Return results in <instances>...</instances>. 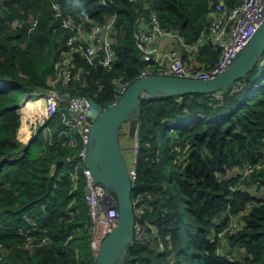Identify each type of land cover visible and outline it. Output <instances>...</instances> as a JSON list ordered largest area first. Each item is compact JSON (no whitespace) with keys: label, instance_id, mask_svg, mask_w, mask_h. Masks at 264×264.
<instances>
[{"label":"trees","instance_id":"16d2710c","mask_svg":"<svg viewBox=\"0 0 264 264\" xmlns=\"http://www.w3.org/2000/svg\"><path fill=\"white\" fill-rule=\"evenodd\" d=\"M103 1L0 0V264H96L97 258L84 178L75 187L73 168L65 166L80 145L70 143L61 112L48 122L50 133L41 128L25 140L18 107L24 97L45 93L56 80L59 91L108 106L124 82L142 70L159 71L142 60L136 34L143 22L157 13L164 27L193 43L208 31L213 10L211 0ZM69 15L87 28L116 16L112 69L81 48L71 53L80 77L63 81L72 31L62 22ZM220 54L208 40L184 59L203 69ZM123 131L122 143L131 141ZM138 136L133 201L144 210L148 233L155 234L153 225L158 233L152 244L132 245L130 264H264V54L227 93L143 96Z\"/></svg>","mask_w":264,"mask_h":264},{"label":"built area","instance_id":"2783aa9c","mask_svg":"<svg viewBox=\"0 0 264 264\" xmlns=\"http://www.w3.org/2000/svg\"><path fill=\"white\" fill-rule=\"evenodd\" d=\"M211 1L213 10L208 24V31L193 43H188L179 31L164 27L157 13L150 16L149 22H143L136 34L142 60L153 63L154 68L159 70L158 72L177 76L213 78L224 72L231 66L239 52L249 44L261 26L264 20V0H241L237 5H230L227 0ZM103 2L109 6L106 0ZM55 9L58 15H62L59 3L55 4ZM115 18L114 15L106 23H94L89 28L86 27L84 21H76L71 15L64 18L63 26L70 28L72 31L67 38L69 50L59 71L65 83L80 77V72L72 71L71 53L81 48H83L89 60L96 61L108 69L114 67L117 57L111 32L115 24ZM208 40L220 48V59L209 68L194 69L184 59V55L185 53L196 55L201 44ZM141 73L149 74L150 72L149 70H142ZM52 84L53 87L43 94L34 92L26 95L19 103V111L22 114L31 101L36 102L37 113L33 119L37 120L36 123L40 122V127L43 128L45 134L51 132L48 122L58 113L64 114V123L70 128L69 132L65 131L70 143L73 146L80 145L77 154L65 160V166L73 168L71 175L75 187L78 186L81 177L84 178L85 199L92 223V246L97 255L102 240L118 223L119 208L117 199L112 192L95 182L91 170L85 166L90 133L95 122L90 115L91 104L89 98L59 91L55 87L56 80L52 81ZM130 84L131 82H124L119 87L115 95L116 100L121 98ZM39 130L34 132L32 138L38 134ZM132 140L133 144L130 145L131 157L128 165L131 178L134 181L138 175L140 146L138 134ZM134 204L136 223L132 245L137 241L152 244L158 229L153 225L152 230L155 234L148 233L142 221L144 210L137 207L136 202ZM25 218L31 222L29 216L25 215ZM20 232H22V229ZM163 249L164 245L160 241L159 250Z\"/></svg>","mask_w":264,"mask_h":264},{"label":"water","instance_id":"95a60500","mask_svg":"<svg viewBox=\"0 0 264 264\" xmlns=\"http://www.w3.org/2000/svg\"><path fill=\"white\" fill-rule=\"evenodd\" d=\"M264 54V20L234 62L224 72L213 78L177 76L155 72L134 79L120 99L103 106L89 97L90 115L95 120L88 144L85 166L96 183L112 192L119 208L116 227L102 240L96 264H130L131 247L135 234L136 213L133 201V180L125 151L131 149L121 141V132L128 123L131 138L138 134L140 101L145 95L162 97L170 95L211 94L229 88L252 71ZM33 138H31L32 140Z\"/></svg>","mask_w":264,"mask_h":264},{"label":"rangeland","instance_id":"374dc122","mask_svg":"<svg viewBox=\"0 0 264 264\" xmlns=\"http://www.w3.org/2000/svg\"><path fill=\"white\" fill-rule=\"evenodd\" d=\"M37 103L36 102H33L31 101L30 105H28L27 107H25V110L24 112H22V125H23V120L25 121L26 123V133H28L30 136V138H32L33 134L35 131H37L38 129H41L40 127V122H37V120H34V115L37 113ZM40 109V108H39ZM31 121V122H29ZM34 122V123H33ZM31 123V124H30ZM124 133H127L128 132V123L124 126ZM133 141L131 140H127L126 137H125V140L124 142L122 143L123 145L125 146H128V145H131L133 144L132 143ZM130 157H131V153H129V151L126 152V158H127V161L128 163H130ZM262 193V191H261Z\"/></svg>","mask_w":264,"mask_h":264},{"label":"crops","instance_id":"0c3cea01","mask_svg":"<svg viewBox=\"0 0 264 264\" xmlns=\"http://www.w3.org/2000/svg\"><path fill=\"white\" fill-rule=\"evenodd\" d=\"M161 43L163 44V42H161ZM188 61H189L190 64H192V66H195V62H196V61H194V60L191 61V60H189V59H188ZM29 139H30V137H29L28 139H25V140H29ZM30 140H31V139H30Z\"/></svg>","mask_w":264,"mask_h":264},{"label":"bare ground","instance_id":"6f19581e","mask_svg":"<svg viewBox=\"0 0 264 264\" xmlns=\"http://www.w3.org/2000/svg\"><path fill=\"white\" fill-rule=\"evenodd\" d=\"M40 100V99H39ZM31 103V102H30ZM24 124H25V128H26V123H25V121H24ZM25 131H26V129H25ZM28 136H30L28 133H26Z\"/></svg>","mask_w":264,"mask_h":264}]
</instances>
